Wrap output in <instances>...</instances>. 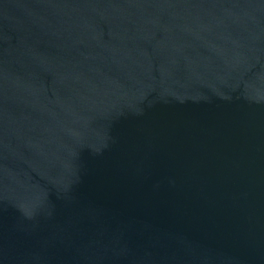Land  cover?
Here are the masks:
<instances>
[{
	"label": "water",
	"instance_id": "1",
	"mask_svg": "<svg viewBox=\"0 0 264 264\" xmlns=\"http://www.w3.org/2000/svg\"><path fill=\"white\" fill-rule=\"evenodd\" d=\"M0 264H264V0H0Z\"/></svg>",
	"mask_w": 264,
	"mask_h": 264
}]
</instances>
